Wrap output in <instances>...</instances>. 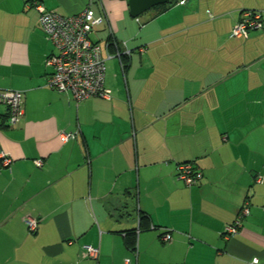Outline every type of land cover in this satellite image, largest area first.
<instances>
[{
	"label": "crops",
	"instance_id": "crops-1",
	"mask_svg": "<svg viewBox=\"0 0 264 264\" xmlns=\"http://www.w3.org/2000/svg\"><path fill=\"white\" fill-rule=\"evenodd\" d=\"M34 2L103 18L91 40L107 98L48 87ZM249 10L264 0H171L137 18L127 0H0V90L23 94L16 125L0 107V264H264V28L231 35ZM180 163L198 184L178 180Z\"/></svg>",
	"mask_w": 264,
	"mask_h": 264
},
{
	"label": "built area",
	"instance_id": "built-area-1",
	"mask_svg": "<svg viewBox=\"0 0 264 264\" xmlns=\"http://www.w3.org/2000/svg\"><path fill=\"white\" fill-rule=\"evenodd\" d=\"M184 1H182V4ZM38 12V25L53 45V51L46 57L45 66L50 69L47 76L49 88L60 94L70 95L76 103L92 97L107 98L108 91L104 88L106 65L100 46L91 40L93 27L101 24L103 18L96 17L91 8L73 16H61L46 10L40 2L32 3ZM264 28V11L249 10L241 12L240 19L234 25L231 35L247 38L250 32ZM142 51V50H140ZM128 53V51H127ZM116 56L120 59V53ZM110 56L108 55L107 58ZM23 94L15 90H0V107L6 109L7 125H16L22 115ZM3 121L0 115V127ZM76 133H62L60 139L67 142L74 139ZM1 156V155H0ZM2 164L9 167L11 160L3 158ZM40 167L41 161H35ZM176 176L186 186H193L202 179L201 170L193 163H180L176 166ZM260 182V179H256ZM250 193L248 192L239 213L232 223L224 227L222 238L229 240L239 233L243 219L248 215ZM26 230L29 234L36 232L38 221L27 217ZM162 242H169L171 235L161 236ZM89 256L97 257V250L86 249ZM252 264H258L253 259Z\"/></svg>",
	"mask_w": 264,
	"mask_h": 264
},
{
	"label": "water",
	"instance_id": "water-1",
	"mask_svg": "<svg viewBox=\"0 0 264 264\" xmlns=\"http://www.w3.org/2000/svg\"><path fill=\"white\" fill-rule=\"evenodd\" d=\"M171 0H127L129 14L132 18H137L150 9L167 5Z\"/></svg>",
	"mask_w": 264,
	"mask_h": 264
},
{
	"label": "rangeland",
	"instance_id": "rangeland-1",
	"mask_svg": "<svg viewBox=\"0 0 264 264\" xmlns=\"http://www.w3.org/2000/svg\"><path fill=\"white\" fill-rule=\"evenodd\" d=\"M92 35V34H91ZM91 37V36H90ZM92 38V37H91ZM107 67H108V71H110V70H112V69H114V67H115V63H114V61H108L107 62Z\"/></svg>",
	"mask_w": 264,
	"mask_h": 264
},
{
	"label": "trees",
	"instance_id": "trees-1",
	"mask_svg": "<svg viewBox=\"0 0 264 264\" xmlns=\"http://www.w3.org/2000/svg\"><path fill=\"white\" fill-rule=\"evenodd\" d=\"M170 2H171V1H170ZM167 5H168V4H167ZM167 5H162V7H163V6H167ZM157 7H160V6H157Z\"/></svg>",
	"mask_w": 264,
	"mask_h": 264
}]
</instances>
